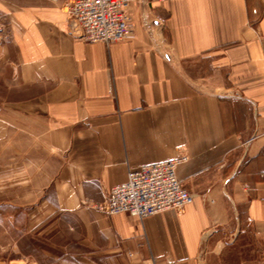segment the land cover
<instances>
[{"label":"crops","instance_id":"1","mask_svg":"<svg viewBox=\"0 0 264 264\" xmlns=\"http://www.w3.org/2000/svg\"><path fill=\"white\" fill-rule=\"evenodd\" d=\"M65 1L0 10L15 73L4 109L26 129L19 181L35 209L59 216L53 230L61 215L82 230L68 264H201L235 228L264 264V0H131L132 37L109 45L73 36ZM178 155L193 195L181 212L95 208L128 169Z\"/></svg>","mask_w":264,"mask_h":264},{"label":"rangeland","instance_id":"2","mask_svg":"<svg viewBox=\"0 0 264 264\" xmlns=\"http://www.w3.org/2000/svg\"><path fill=\"white\" fill-rule=\"evenodd\" d=\"M9 42L7 19L0 10V264H22L26 255L30 264H68L69 255L84 250L82 230L70 231L62 215L53 230L49 220L59 216L35 209L28 202L34 197L19 181L20 130L25 134L26 129L18 114L4 109L5 91L15 75ZM28 131V137L35 138V131ZM235 229L227 232L221 248L205 252L201 264H257L260 244L250 233Z\"/></svg>","mask_w":264,"mask_h":264},{"label":"built area","instance_id":"3","mask_svg":"<svg viewBox=\"0 0 264 264\" xmlns=\"http://www.w3.org/2000/svg\"><path fill=\"white\" fill-rule=\"evenodd\" d=\"M130 3L131 0H67L64 7L68 28L73 36L87 43L109 45L130 39ZM185 160L187 156L178 155L128 169L126 179L112 185L95 208L105 215L126 213L139 219L166 210L181 212L193 201L176 173L177 166ZM145 264L173 263L150 258Z\"/></svg>","mask_w":264,"mask_h":264}]
</instances>
